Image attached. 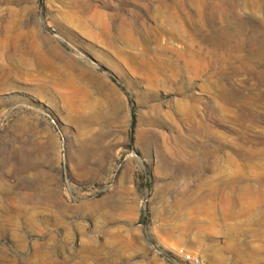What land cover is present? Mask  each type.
<instances>
[{
	"label": "rangeland",
	"instance_id": "rangeland-1",
	"mask_svg": "<svg viewBox=\"0 0 264 264\" xmlns=\"http://www.w3.org/2000/svg\"><path fill=\"white\" fill-rule=\"evenodd\" d=\"M0 76V264H264V0H0Z\"/></svg>",
	"mask_w": 264,
	"mask_h": 264
},
{
	"label": "bare ground",
	"instance_id": "bare-ground-1",
	"mask_svg": "<svg viewBox=\"0 0 264 264\" xmlns=\"http://www.w3.org/2000/svg\"><path fill=\"white\" fill-rule=\"evenodd\" d=\"M212 21H213V20H212ZM214 30H215V29H214ZM217 30H218V29H217ZM170 31H171V30H170ZM216 33H217V32H216ZM174 34H175V33H174ZM167 36H169V37L172 38V39L177 37V36L175 37V36H174L171 32H169V31H168V35H167ZM178 38H179V37H178ZM178 38H177V39H178ZM181 38H182V37H181ZM220 38H221V37H220ZM180 40H181V39H180ZM204 40H205V39H204ZM185 42H186V41H183L182 43H185ZM209 44H210V43H209ZM219 44H220V43H219ZM183 45H184V44H183ZM186 46H187V45H186ZM191 48H192V47H191ZM212 48H213V46H212ZM168 49H169V48H168ZM181 50H182V49H181ZM183 50H184V49H183ZM183 50H182V51H183ZM189 50H190V49H189ZM182 51H181V52H182ZM190 51H191V50H190ZM187 52H188V49H187ZM189 53L191 54L192 52H189ZM170 62H171V61H170ZM172 63H173V62H172ZM172 63H171V64H172ZM176 64H177V63H176ZM170 66H172V65H170ZM174 67H175V66H174ZM180 67H181V66H180ZM176 69H177V68H176ZM179 69H180V68H179ZM185 70H186V69H185ZM177 71H178V70H177ZM177 71H176V72H177ZM182 71H183V70H182ZM178 72H179V71H178ZM178 72H177V73H178ZM180 72H181V71H180ZM179 74H180V73H179ZM8 76H9V75H8ZM1 77H2V76H0V79H1V80H7L6 78H1ZM9 78H10V77H9ZM8 80H9V79H8ZM170 81H171V80H170ZM7 82H8V81H7ZM4 86H6V84H4ZM4 86H3V87H4ZM197 130H198V129H197ZM258 138H259V137H258ZM260 139H261V138H260ZM257 141H258V140H257ZM256 144H257V143H256ZM253 146H254V145H253ZM254 147H255V146H254ZM258 148H259V147H258ZM260 149H261V148H260ZM256 150H257V148H256ZM263 150H264V149H263ZM263 150H262V151L259 150V151H260V152H263ZM259 151H258V152H259ZM179 152H180V151H179ZM181 152H182V151H181ZM256 152H257V151H256ZM260 152H259V153H260ZM253 153H255L254 150H253ZM253 156H254V155H253ZM257 156H258V155H257ZM260 156H262V155H260ZM263 156H264V154H263ZM259 184H260V182H257V186H256V188H255V191H256V193H257L258 196H261L259 192L263 189V187H262L261 185H259ZM57 196H58V195H57ZM42 197H43V196H42ZM49 197H50V196H49ZM54 197H55V196H54ZM41 199H43V198H41ZM47 199H48V198H47ZM47 199H46V200H47ZM44 200H45V198H44ZM48 200H49V199H48ZM57 200H58V199H57ZM45 202H46V201H45ZM45 202H44V203H45ZM54 202H55V201H54ZM47 204H48V203H47ZM55 205H56V204H55Z\"/></svg>",
	"mask_w": 264,
	"mask_h": 264
}]
</instances>
